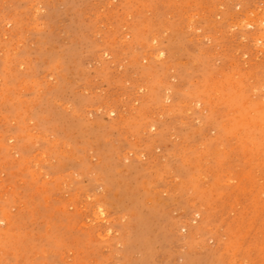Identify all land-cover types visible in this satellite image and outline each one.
Returning a JSON list of instances; mask_svg holds the SVG:
<instances>
[{
    "label": "rangeland",
    "instance_id": "1",
    "mask_svg": "<svg viewBox=\"0 0 264 264\" xmlns=\"http://www.w3.org/2000/svg\"><path fill=\"white\" fill-rule=\"evenodd\" d=\"M0 264H264V0H0Z\"/></svg>",
    "mask_w": 264,
    "mask_h": 264
},
{
    "label": "bare ground",
    "instance_id": "2",
    "mask_svg": "<svg viewBox=\"0 0 264 264\" xmlns=\"http://www.w3.org/2000/svg\"><path fill=\"white\" fill-rule=\"evenodd\" d=\"M260 32V31H259ZM263 33V32H262ZM246 174V173H245ZM247 180V179H246Z\"/></svg>",
    "mask_w": 264,
    "mask_h": 264
}]
</instances>
